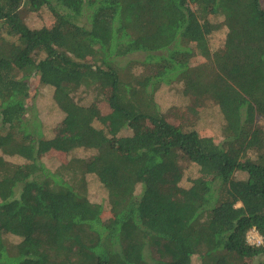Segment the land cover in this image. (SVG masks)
I'll use <instances>...</instances> for the list:
<instances>
[{"label":"trees","instance_id":"16d2710c","mask_svg":"<svg viewBox=\"0 0 264 264\" xmlns=\"http://www.w3.org/2000/svg\"><path fill=\"white\" fill-rule=\"evenodd\" d=\"M162 86L220 137L171 123ZM0 264H264L262 0H0Z\"/></svg>","mask_w":264,"mask_h":264},{"label":"rangeland","instance_id":"374dc122","mask_svg":"<svg viewBox=\"0 0 264 264\" xmlns=\"http://www.w3.org/2000/svg\"><path fill=\"white\" fill-rule=\"evenodd\" d=\"M262 6L264 7V0H262ZM213 21H216V18H212ZM54 22L53 16L46 11H42L38 15L30 16L28 18V23L32 27H38L42 25L51 26ZM226 32L217 33L212 37L214 46L221 47L224 44L226 39ZM136 57V56H135ZM138 57H143V55H138ZM123 63L122 65H124ZM51 92L47 88L41 87L38 94L37 103L41 107L42 118L49 125L55 126L62 120L61 114H52L47 106L49 105ZM156 100L160 104L163 110H166L167 119L178 126H189L194 123L197 124V129L202 133L210 134L215 137H220V122L221 119L213 110H207L205 113H200L201 109L197 104L191 106H185L186 100L182 97L176 90V87L162 86L156 92ZM88 101V100H87ZM36 103V102H35ZM96 126H99L97 121L95 122ZM135 129L141 130V127H135ZM131 130H125L124 134H130ZM84 152H79V155L83 156ZM67 160L66 155L59 152H49L43 158V161L49 168H54L61 163H65ZM196 169L194 167H188L184 170L183 178L180 177L170 179L168 182L162 185V191L172 195L175 201H181L183 199L182 192L184 189L190 187V180L195 177ZM92 191L96 190V185L92 183L90 185ZM105 202V201H103ZM106 209L109 207L106 206ZM111 213L107 212L106 217L111 218Z\"/></svg>","mask_w":264,"mask_h":264},{"label":"built area","instance_id":"2783aa9c","mask_svg":"<svg viewBox=\"0 0 264 264\" xmlns=\"http://www.w3.org/2000/svg\"><path fill=\"white\" fill-rule=\"evenodd\" d=\"M247 242L252 246H260L263 243L262 237L256 232V230H253L250 232L247 236Z\"/></svg>","mask_w":264,"mask_h":264}]
</instances>
